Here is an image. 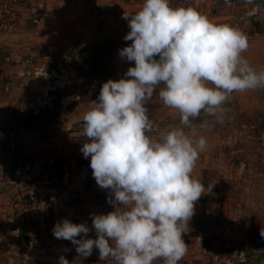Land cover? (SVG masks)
<instances>
[{"label": "clouds", "instance_id": "1", "mask_svg": "<svg viewBox=\"0 0 264 264\" xmlns=\"http://www.w3.org/2000/svg\"><path fill=\"white\" fill-rule=\"evenodd\" d=\"M122 19L130 29L123 39L131 43L119 56L134 66L102 84L83 115L80 149L97 185L110 193L113 211L92 214L91 229L64 219L52 232L83 257L95 248L101 261L111 257L115 264H178L187 252L182 234L205 194L192 176L207 146L198 129L229 119L225 105L233 93L264 88V68L242 55L249 46L243 32L191 7L144 0ZM154 97L179 113L178 126L156 131L147 107ZM93 229L95 239L88 236Z\"/></svg>", "mask_w": 264, "mask_h": 264}, {"label": "crops", "instance_id": "2", "mask_svg": "<svg viewBox=\"0 0 264 264\" xmlns=\"http://www.w3.org/2000/svg\"><path fill=\"white\" fill-rule=\"evenodd\" d=\"M134 1L65 0L62 16L67 18L65 25L69 30L82 35L85 45L90 47V42L93 44L108 36L118 38L114 30L119 26L115 23L113 11L124 14L131 10L133 14L138 7ZM249 13L255 15L249 24L255 28L264 26L263 1L255 4ZM38 21L34 20L35 26ZM37 38L38 35L34 40ZM23 40L16 41L19 47L14 49L13 55L14 65L22 64L21 67L6 70L8 76L12 74L9 83L14 89L10 93L8 83L0 87V264L6 263V245L11 240L16 243L25 240L34 248L36 264H60L61 258L68 264H100L113 260L109 257L101 261L95 248L90 256L83 257L77 253L75 245L68 240L56 239L52 232L55 224L64 219L77 224L86 223L91 229L92 214L113 211L107 202L110 193L97 185L89 166L90 157L85 159L80 151L86 141L81 136L80 126L85 112L74 113L90 104L83 101V94L87 97L95 95L97 86L81 77L79 64L85 67L76 56L79 52L70 56L61 54L60 60L46 61L43 68L47 75H40L41 69L33 61L39 54L37 41L33 44ZM89 47L79 54L85 63ZM18 58L25 60L19 61ZM87 70L96 73L91 67ZM86 83L90 85L86 86ZM211 167L197 163L193 169L192 176L204 185L205 194L195 203L188 232L182 234L187 252L178 264H219V259L237 256L260 259V254H264V237L260 234L264 230L260 209L263 200L260 197L255 199L253 208H248L245 203L248 187L243 186L236 197L237 181L242 178L240 172L236 171V177L230 178V170L212 171ZM31 184L60 185L66 194L64 206L67 211H50L36 222L17 228L8 221L11 199L19 187ZM238 197L241 199L235 203ZM70 213L74 216L71 217ZM88 236L96 238L94 229ZM251 246L256 248L250 249ZM153 264H164V261L158 259Z\"/></svg>", "mask_w": 264, "mask_h": 264}, {"label": "rangeland", "instance_id": "3", "mask_svg": "<svg viewBox=\"0 0 264 264\" xmlns=\"http://www.w3.org/2000/svg\"><path fill=\"white\" fill-rule=\"evenodd\" d=\"M179 1L169 0V4L171 7L176 8ZM262 1L264 2V0H252V2H249V0H194L191 8L207 16L214 24H229L243 32L248 38L249 46L242 55L247 58L253 67L260 69L264 68V26L255 28L249 24V21L253 20L255 15L248 14V12L254 8L255 4L257 5ZM64 2L65 0L20 1L21 18L18 29L13 28L8 34L0 33V87L8 83L7 86L10 87V93L14 89L13 85L9 83L11 81L9 77L12 74L8 76L6 70L14 68L13 66L21 67L22 65H14L13 61L14 49L19 47L16 42L19 41V38H23V42L27 43L36 44L33 41H37L40 50L36 49L39 54L33 61L35 66L39 70L41 69L40 72L42 73L40 75L42 74L43 76L47 75V70L43 68L47 63L46 61L60 60L59 56L61 54L75 55L78 52L80 53V51L84 52L85 47H89L85 45L82 35L71 32L69 27L65 25L67 24V18L62 16V4ZM143 2L144 0L134 1L138 5L134 13L140 10ZM134 3H131V5L135 6ZM258 7H263V5ZM250 8L251 10H249ZM127 13L132 14L131 10ZM113 14L116 18L115 23L119 26V28L114 30L118 38L114 39L108 36L105 40L102 39L93 44H91L92 42L89 43L91 45L89 48L93 49L92 52L95 55L93 62L99 66V69H93L96 71L93 74L79 64L81 77L90 81L93 84L92 86H97V92L95 95L90 94L89 97L83 94V101H89L90 104L83 105L77 111L75 110L74 113H86L90 110L92 101L97 99L102 84L109 79H120L129 67L134 66V62H128L119 56V50L131 43V41L123 39L130 30L128 22L122 19L123 14L121 12L113 11ZM35 19L39 20L36 26L33 23ZM105 28H102V30H105ZM36 35H38V38L34 40ZM13 40L15 42H12ZM50 46L54 47L52 54L48 52ZM21 55L25 56L24 54ZM10 56H12L11 59L9 58ZM20 60L25 59L21 58ZM49 75H51L50 72ZM90 83L85 85L89 86ZM225 106L230 111L229 119L223 125L216 124L214 127L207 129H198V134L206 138L207 146L200 152L196 164L213 166V168L211 167L212 171L230 170V178H235L237 175L236 171H239L243 179L240 178L237 181L239 186H237L236 193H238L236 197L239 191L243 189V186L250 188V190L254 188L257 192L246 189L245 203L251 209L253 208L254 200L261 198L263 203L260 209H262L261 216L264 219V88L233 93L231 100ZM147 107L149 108L150 118L155 121L157 132L179 125V113L175 109L164 106L159 97H154ZM203 119L205 117L202 115L193 123L199 125ZM219 176L221 175L219 174ZM242 195L245 196L244 194ZM240 199L241 197L236 198L235 203ZM235 216L238 215L236 214ZM236 220V223H238V218ZM253 248L256 247L251 246L250 249ZM260 255H262L260 259H247V257L237 256L234 258L230 257L228 260L219 259L218 262L219 264H264V254Z\"/></svg>", "mask_w": 264, "mask_h": 264}, {"label": "built area", "instance_id": "4", "mask_svg": "<svg viewBox=\"0 0 264 264\" xmlns=\"http://www.w3.org/2000/svg\"><path fill=\"white\" fill-rule=\"evenodd\" d=\"M20 1L0 0V33L8 34L11 29H18L20 23ZM194 0H180L176 7H192ZM175 8V7H174ZM1 36V35H0ZM49 53L54 47H49ZM66 194L58 184H31L19 187L11 199V212L8 221L17 228H22L36 222L46 213L52 211H67ZM71 217L74 216L70 213ZM7 259L5 264H36L33 258L35 251L25 240L21 243L8 241ZM100 264H115L114 260H107Z\"/></svg>", "mask_w": 264, "mask_h": 264}, {"label": "trees", "instance_id": "5", "mask_svg": "<svg viewBox=\"0 0 264 264\" xmlns=\"http://www.w3.org/2000/svg\"><path fill=\"white\" fill-rule=\"evenodd\" d=\"M92 50H93V49H90V50L88 51V53L86 54V60H87L88 64L90 65V67H91L92 69H95V68L99 69V68H98L99 66L95 65V62H93V61H94L93 57H94L95 55H94V53L92 52Z\"/></svg>", "mask_w": 264, "mask_h": 264}, {"label": "water", "instance_id": "6", "mask_svg": "<svg viewBox=\"0 0 264 264\" xmlns=\"http://www.w3.org/2000/svg\"><path fill=\"white\" fill-rule=\"evenodd\" d=\"M79 54L80 53H78V59H79V61L81 62V64L86 68V69H90V66L87 64V63H85V61H83L80 57H79ZM80 126H82V123H81V125Z\"/></svg>", "mask_w": 264, "mask_h": 264}, {"label": "flooded vegetation", "instance_id": "7", "mask_svg": "<svg viewBox=\"0 0 264 264\" xmlns=\"http://www.w3.org/2000/svg\"><path fill=\"white\" fill-rule=\"evenodd\" d=\"M21 14V13H20Z\"/></svg>", "mask_w": 264, "mask_h": 264}]
</instances>
